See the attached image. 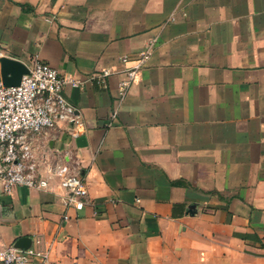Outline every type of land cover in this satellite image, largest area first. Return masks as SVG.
I'll list each match as a JSON object with an SVG mask.
<instances>
[{
    "label": "crops",
    "instance_id": "crops-1",
    "mask_svg": "<svg viewBox=\"0 0 264 264\" xmlns=\"http://www.w3.org/2000/svg\"><path fill=\"white\" fill-rule=\"evenodd\" d=\"M151 41L117 102L119 59ZM0 50L75 80L114 71L65 89L82 131L34 137L55 194L0 195V245L40 236L55 264H264V0H0ZM55 162L85 178L82 211Z\"/></svg>",
    "mask_w": 264,
    "mask_h": 264
},
{
    "label": "built area",
    "instance_id": "built-area-1",
    "mask_svg": "<svg viewBox=\"0 0 264 264\" xmlns=\"http://www.w3.org/2000/svg\"><path fill=\"white\" fill-rule=\"evenodd\" d=\"M152 48L151 41L133 60L119 59L122 68L116 73L123 78L118 83L117 102L127 96L151 57ZM2 57L5 56L0 50V59ZM129 63L131 65L127 66ZM27 69L28 74L22 76L18 86L7 87L2 81L0 65V195H11L19 187L55 194L53 185L39 173L34 137L62 123L81 132L83 121L67 101L65 89L80 88L87 82L106 89L108 79L114 74L110 69H102L84 80H75L60 75L50 65L36 59ZM62 162H55L48 171L61 181L64 194L60 199L64 208L77 213L90 204L86 180L70 173L67 167L60 165ZM68 218L66 214L62 217L64 221ZM52 246L40 236H34L28 246L0 245V264H55L51 259Z\"/></svg>",
    "mask_w": 264,
    "mask_h": 264
},
{
    "label": "water",
    "instance_id": "water-1",
    "mask_svg": "<svg viewBox=\"0 0 264 264\" xmlns=\"http://www.w3.org/2000/svg\"><path fill=\"white\" fill-rule=\"evenodd\" d=\"M1 77L3 84L7 87L18 86L23 75L28 74L27 67L16 60L2 57L0 59ZM26 239L22 238L16 242L18 246H26Z\"/></svg>",
    "mask_w": 264,
    "mask_h": 264
}]
</instances>
